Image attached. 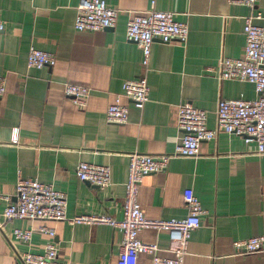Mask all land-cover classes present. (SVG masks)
Segmentation results:
<instances>
[{
    "label": "crops",
    "instance_id": "1",
    "mask_svg": "<svg viewBox=\"0 0 264 264\" xmlns=\"http://www.w3.org/2000/svg\"><path fill=\"white\" fill-rule=\"evenodd\" d=\"M80 1L0 0V81L5 87L0 97V223L4 208L16 201L18 175L65 195L69 219L119 221L128 156L171 154L180 135L179 105L205 111L207 128L214 129L219 101L257 97L248 83L220 81L217 65L221 58L243 56L245 16L259 13L253 24L264 29V0L253 11L225 0H104L120 11L114 28L85 33L73 26ZM152 2L187 25V41L152 44L149 101L138 110L121 97L128 122L107 123L105 110L121 95L122 84L143 74L140 49L125 39L126 22L148 11ZM30 48L53 55L55 65L28 69ZM64 84L90 89L85 108L64 96ZM80 163L109 167L110 185L99 190L80 182L75 174ZM185 190H192L204 215L190 235L183 264H264L259 255L234 256L232 247L234 241L264 236V155L256 154L254 142L218 133L200 145L198 157L172 159L164 172L144 177L138 193L144 217L185 218ZM41 227L54 231L64 264H121L122 235L107 225L17 219L3 223L0 264H21L24 253L42 254L51 239L38 232ZM15 229L32 230L29 242L17 241ZM139 239L156 244L159 257L173 258L170 233L144 229ZM135 264H151V257L139 254Z\"/></svg>",
    "mask_w": 264,
    "mask_h": 264
},
{
    "label": "built area",
    "instance_id": "2",
    "mask_svg": "<svg viewBox=\"0 0 264 264\" xmlns=\"http://www.w3.org/2000/svg\"><path fill=\"white\" fill-rule=\"evenodd\" d=\"M230 5H239L254 10L258 0H225ZM120 11L111 8L104 0H81L76 8L74 29L77 32H101L113 29ZM175 15L157 10L152 2L148 11L129 16L126 22L125 39L134 43L142 53V76L122 84L121 95L105 110L107 123L125 125L128 122L127 108L120 104L121 97L142 110L149 101V87L146 74L150 61L151 46L155 41L163 44L174 42L184 44L188 38V27L175 21ZM259 13L243 18L244 52L239 59L221 58L217 65V77L220 81L245 82L253 86L257 97L248 101L243 99L221 100L216 109V126L208 129L205 111L194 108L188 103L177 107L176 128L180 135L171 154L152 157L132 153L128 156L127 180L124 185L122 218L117 221L107 216L66 217L67 201L65 195L54 190L50 185L36 179H23L18 175L15 187V203L8 204L3 212V223L17 220L28 221H66L70 225H107L118 230L122 235L119 246L121 264H135L139 254L151 257V264H183L188 240L193 231L201 226L204 211L192 190L183 192V202L187 215L181 220H149L143 215L138 203L139 188L144 177L166 170L169 162L176 158L194 159L199 156L200 145L213 141L218 133L235 135L246 142H254L256 154L264 155V29L253 24L260 19ZM3 24L0 21V32ZM55 65V57L49 53L30 48L26 66L28 69L41 70ZM5 93L3 81H0V97ZM63 93L73 105L86 107L90 89L73 84H64ZM16 132L11 144H17ZM80 182L103 190L110 185L109 167L80 163L75 169ZM2 197H0L1 199ZM7 200L6 198H3ZM144 229L170 233L173 258L158 256L156 244L140 241L139 233ZM39 233L47 235L51 241L42 254L24 253L20 256L21 264H64L59 261L58 248L53 242L55 233L52 229L41 227ZM32 230L15 229L13 236L17 241L29 242ZM233 255L245 257L259 255L264 259V236L251 237L232 243Z\"/></svg>",
    "mask_w": 264,
    "mask_h": 264
}]
</instances>
